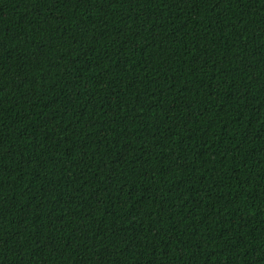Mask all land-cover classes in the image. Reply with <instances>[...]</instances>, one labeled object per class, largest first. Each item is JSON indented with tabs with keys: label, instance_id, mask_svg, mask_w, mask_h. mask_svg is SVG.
Here are the masks:
<instances>
[{
	"label": "trees",
	"instance_id": "obj_1",
	"mask_svg": "<svg viewBox=\"0 0 264 264\" xmlns=\"http://www.w3.org/2000/svg\"><path fill=\"white\" fill-rule=\"evenodd\" d=\"M0 264H264V0H0Z\"/></svg>",
	"mask_w": 264,
	"mask_h": 264
}]
</instances>
